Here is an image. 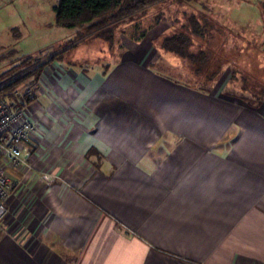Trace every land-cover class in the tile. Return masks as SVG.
Returning <instances> with one entry per match:
<instances>
[{"label":"crops","instance_id":"1","mask_svg":"<svg viewBox=\"0 0 264 264\" xmlns=\"http://www.w3.org/2000/svg\"><path fill=\"white\" fill-rule=\"evenodd\" d=\"M192 1L224 27L252 25L257 42L208 86L162 43L117 47L45 23L58 37L25 106L38 124L32 168L7 171L17 186L0 221V264H264V91L249 100L224 77L250 65L264 82V0ZM95 39L108 44L103 57L70 53Z\"/></svg>","mask_w":264,"mask_h":264},{"label":"rangeland","instance_id":"2","mask_svg":"<svg viewBox=\"0 0 264 264\" xmlns=\"http://www.w3.org/2000/svg\"><path fill=\"white\" fill-rule=\"evenodd\" d=\"M198 1L203 2V0ZM53 2L56 4L57 0H0V74L7 69H19L20 64L27 57L42 56L55 51V48L52 47L44 48L48 44V40H54L58 37L56 30L45 27V23L52 21L54 17L51 7ZM247 2L252 4L251 1ZM179 3L188 5V8H184ZM257 9L256 6L252 5H250V8H244L245 12L251 11L252 16H255ZM191 10H197L195 17L192 16L193 12ZM230 10L222 12L223 14L231 13V15H234L233 11ZM204 11L206 9L199 6L193 7L192 0H161L150 5L144 11L126 16L121 22L113 21L110 28L104 29L107 35L104 36L108 38L111 34L109 39L114 38V42L118 44L117 47H121L120 44L127 41L133 42L139 38L160 46L166 36L174 34L187 35L190 40L187 53L192 57L184 58L185 64L178 68L195 73L198 79L196 85L208 86L209 83L204 82L206 79L215 78L227 62H236V59L237 62L245 61L246 55L252 54L253 44L256 49L257 42L250 40L251 36H255L254 34L246 33L248 31L246 27L250 24H243L244 27L238 24V27L241 28L235 30L230 28L233 25H230L229 16V22L226 23L227 27H224V18L218 17L216 20L209 12ZM252 19L254 22L257 21L255 17ZM225 28H227L229 34L225 31ZM107 29H110L111 32ZM95 40V45H91V40L84 41L81 44L82 47H79L80 49L75 48L70 53H81L80 56L86 53H97L100 57H103L108 49V44L104 39ZM222 40L226 42L223 48L221 47ZM172 54L176 55L173 52L165 51L164 57L171 58ZM90 64L92 62L88 61V65ZM88 65L86 66L89 67ZM251 70L256 73L258 68L250 65H231L230 70L229 68L225 69L224 77L229 76L232 80H236L237 83L231 82V84L235 87L237 84L243 87L247 91V95H250L248 99L256 101L258 98L257 93L261 94L263 92L264 82L257 81L258 76L251 74ZM256 74L259 75V73ZM263 77L261 75L260 78ZM35 85L36 80L33 77H28L10 89L14 95L29 97V94L24 95V93L27 92V87L34 89ZM16 87L21 91H18ZM29 99L31 100V98ZM29 99L27 100L30 101ZM13 100L16 101L17 98ZM19 101L22 100L19 99Z\"/></svg>","mask_w":264,"mask_h":264},{"label":"trees","instance_id":"3","mask_svg":"<svg viewBox=\"0 0 264 264\" xmlns=\"http://www.w3.org/2000/svg\"><path fill=\"white\" fill-rule=\"evenodd\" d=\"M159 1L161 0H58L53 6L54 23L65 28L83 29L79 36L94 33L111 41L112 38L109 39L111 34L108 38L105 37L104 29L110 28L113 21L121 22L126 16L144 11L147 7ZM107 30L110 31V29ZM189 41L187 35L174 34L163 38L162 47L184 58H191L192 56L187 53ZM44 57L45 55L27 57L20 64L19 69H8L0 75V81H4L1 95L8 97L14 95L11 89L28 77H33L37 81L40 69L45 64L44 61H39ZM59 58V54H56L47 60H58ZM262 90L264 91V89ZM16 96L14 95L12 99H16ZM23 97L25 100L28 99V97ZM259 99L261 100V98H257L256 101Z\"/></svg>","mask_w":264,"mask_h":264},{"label":"built area","instance_id":"4","mask_svg":"<svg viewBox=\"0 0 264 264\" xmlns=\"http://www.w3.org/2000/svg\"><path fill=\"white\" fill-rule=\"evenodd\" d=\"M3 84L4 81H0V221L7 213L8 201L17 186V182L8 176L7 171L32 168L34 152L27 144L38 128L36 120L29 119L25 113L28 100L23 96L19 97L18 101L2 96ZM26 91V94H29L28 99L32 100V89L27 87ZM40 180L51 183L54 176L41 172Z\"/></svg>","mask_w":264,"mask_h":264}]
</instances>
